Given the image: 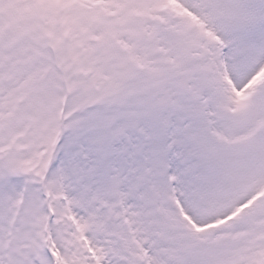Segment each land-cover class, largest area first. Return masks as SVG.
Here are the masks:
<instances>
[{
    "label": "snow or ice",
    "instance_id": "6c2138e0",
    "mask_svg": "<svg viewBox=\"0 0 264 264\" xmlns=\"http://www.w3.org/2000/svg\"><path fill=\"white\" fill-rule=\"evenodd\" d=\"M0 264H264V0H0Z\"/></svg>",
    "mask_w": 264,
    "mask_h": 264
}]
</instances>
